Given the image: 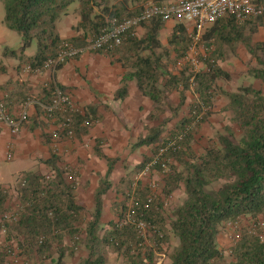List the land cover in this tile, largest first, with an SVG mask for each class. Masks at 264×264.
<instances>
[{"label":"trees","instance_id":"16d2710c","mask_svg":"<svg viewBox=\"0 0 264 264\" xmlns=\"http://www.w3.org/2000/svg\"><path fill=\"white\" fill-rule=\"evenodd\" d=\"M161 1L0 0L3 24L20 39L17 48L4 47L2 57L19 60L30 68L31 74L36 69L43 72L44 63L55 58L62 42L82 51L74 58L78 59L88 41L98 39L109 28L111 19L136 17L147 3ZM74 3L78 4L79 22L75 31L79 35L63 41L56 32V23ZM164 27L160 18L142 22L140 36L132 35L136 32L132 30L119 47L105 54L95 53L112 58L124 70L120 86L113 95L115 101L126 97L127 84L134 81L139 93L155 106L147 117L156 124L146 126V134L137 139L133 149L154 147L157 152L168 140L183 134L174 150L169 149L162 158L167 163V172H162L159 164L152 170L163 177L161 194L164 198L179 188L183 189L185 198L167 214L161 195L154 197L150 188L140 182L132 188L129 177H124L120 181L123 185L114 187V192L129 198L131 204L123 206L118 219L109 221L103 228V198L113 187L110 177L115 159L96 151L97 157L105 161L106 170L93 192V209L87 218L85 208L75 199V180L67 181L66 171L59 166L56 154L51 153L44 161L49 169L47 174L23 172L17 179V220L6 225L5 243L0 245V264H5L11 254L37 257L40 264L55 255L53 264H63L65 255H73L80 246H83L84 256L79 264H105L109 252L120 256L122 264H154L156 255L165 254L163 246L168 245L170 234L177 239V245L165 255L166 264H264L263 91L251 85L231 92L219 89L218 93L227 99L224 109L231 116V125L216 134L213 144L203 154H196L190 147L191 123L197 117L200 119L196 125L208 119L217 81L230 78L219 66L227 59L229 50L240 46L253 57L255 64L248 70L249 75L264 83V41L254 40L260 29L264 31V13L243 22L220 18L206 28L199 42L206 46L207 54L199 56L202 67L194 73L188 62H184L194 35L188 34L185 25L175 23L164 45L160 40ZM32 45H35V53L25 56ZM180 62L184 64L182 68L174 71ZM64 64L55 67V72ZM2 72L4 68L0 63ZM56 88L65 90L54 81L40 85L39 96L31 94L22 82H8L0 90L5 91L3 101L9 111L14 106L34 101L36 116L41 120V117L48 119L42 106L51 104ZM190 88L197 98L189 116L167 130V125L185 104ZM174 92L178 94V104L166 105L168 95ZM167 109L171 117L160 121ZM52 117L55 121L46 120L48 125L69 119L73 136L78 139L87 136L101 118L95 105L73 111L53 110ZM39 120L34 118L35 123ZM163 134H166L164 138ZM42 138L45 145L52 143L51 135L42 134ZM151 158L145 159L135 172L139 173ZM170 158L176 166L171 164ZM216 182L219 183L217 189L208 188ZM8 200V192L0 185V214L8 211ZM127 213L133 221L144 223L143 234L134 223L123 222ZM243 219L247 220L246 225L242 224ZM227 224L236 225L232 234L237 235V239L231 238ZM222 227L231 240L226 239L231 242L226 251L218 240ZM65 238L69 245L64 243Z\"/></svg>","mask_w":264,"mask_h":264},{"label":"rangeland","instance_id":"374dc122","mask_svg":"<svg viewBox=\"0 0 264 264\" xmlns=\"http://www.w3.org/2000/svg\"><path fill=\"white\" fill-rule=\"evenodd\" d=\"M73 6L74 4H72L70 7L72 8ZM173 26L174 23L165 24V27L160 34V40L164 45H166L167 40L172 33ZM187 30L188 34L193 36L191 26H187ZM9 33H11L14 37H17V34L14 32ZM141 33H143V30H141L138 34L141 35ZM254 40L264 41V31L262 29L258 31V34L255 36ZM88 53L97 54L93 51H89ZM206 54V46L199 41L195 42L193 40V44L184 62H188L191 68L190 71H193V73L197 72L202 67L199 56H205ZM254 64L255 59L240 46L234 50H229L227 59L219 63L220 68L227 72L230 78L229 80L217 81V91L213 99L212 114L205 122L201 123L200 125H195L192 128L193 134L190 147L196 154H203L204 151L211 144H213L216 134L220 133L225 126L231 125V116L229 112L224 109L227 104V99L218 93L219 89L231 92L236 90L238 87L251 85L254 88L262 90L264 93V83L253 79L249 75L248 70L254 66ZM183 65V62H180L176 65L174 71L179 70ZM196 98L197 96L193 93L192 89L187 92L185 104L178 111V116L170 121V123L167 125V130L173 128L176 125V122L183 117L189 116L192 105L196 103ZM178 101V94L174 92L168 95L165 103L166 105L175 107L178 104ZM74 105L76 109L81 108L75 103ZM154 107L155 106L152 104L151 108H149V111L144 110L139 111L138 113L127 112L128 121L126 118L118 119L114 116L116 121L107 122L103 128H98V130L96 129L97 132L94 134L98 135L96 138H88L84 136L83 138L78 139L73 136L72 139H61L60 144L68 142V145H60L59 153L55 156L59 159V166L63 167V169L66 171V174L72 175L73 179L75 180V199L78 204H82V206L85 208L84 213L87 218H89V215L92 213L93 209L92 189L98 185L100 178H102L106 170L105 161L97 157L96 151L99 150L102 155L115 159L114 170L110 177L113 187L103 198V212L101 217V225L103 228H106L109 221L118 219L117 214L120 213V210L123 206H130L131 204V200L129 198H126L120 194L116 195L114 192V187L123 185V182L120 181L124 177H129L132 182V188H135L137 186V182H140L142 185L150 188L154 197L157 196L160 198L161 195V200L164 202V208L167 214H170V212L185 198L182 188L177 189L170 197L164 198L161 194L163 177L154 170L149 171L142 177H139V173L135 172L138 167L145 162V159H150L156 154V151L153 150L154 147L133 149V145L137 139L140 136L146 134V126L156 124L155 122H149L147 117L148 114L152 112ZM163 109H165V107H163ZM170 117L171 112L167 109L162 114L160 121L167 120ZM26 121L27 117L23 124H25ZM38 126L42 134L51 135L50 133L54 125H48L46 119L42 117ZM47 126H51V128H48ZM43 128H45L44 130L47 132H44ZM165 136L166 134L163 136V138ZM51 147H49L50 152L47 156H49L51 153H54L52 150L53 148L51 149ZM170 160L171 164L176 166L175 162L173 163L171 158ZM33 168L34 167H31L28 161L18 159L15 156L11 161L0 160V173H2L5 177V184L3 187L9 195V200L7 202L8 211H16L19 207L18 200L15 196L17 179L19 178V175L22 174L19 172ZM218 187L219 183L216 182L212 183L208 188L215 190ZM242 221V224H247L246 219H243ZM169 238L168 245L163 246L165 254L162 252L156 255L154 264H166L165 255H168L177 245V239L172 234H170ZM226 239L231 241L222 227L220 229L218 240L224 251H226L228 246L231 244V242L228 243ZM64 243L67 245L70 244L69 240L66 238L64 239ZM83 251V246H80L78 249H76L73 255H65L62 263L79 264L80 260L84 256ZM55 258L56 256L54 255L53 259ZM52 260H46L44 264H53ZM5 264H40V262L38 261V258L34 256L32 258L10 256L6 260ZM105 264H122V259L120 256L109 252L106 256Z\"/></svg>","mask_w":264,"mask_h":264},{"label":"crops","instance_id":"0c3cea01","mask_svg":"<svg viewBox=\"0 0 264 264\" xmlns=\"http://www.w3.org/2000/svg\"><path fill=\"white\" fill-rule=\"evenodd\" d=\"M78 22V4L74 3V6L72 8L69 7L67 13L61 16L56 23V32L60 39L65 41L78 36L79 32L75 31ZM3 25V8L0 2V63L4 68V72L0 73V87H3L8 82H22L30 89L31 94L39 96V86L54 81L65 89L64 91L69 94L72 102L77 106L95 105L101 118L99 123L85 137L96 138L98 136L94 135L97 132L96 129L103 128L107 122L116 121V117L118 119L126 118L128 121L127 112L138 113L144 110L149 111V108H151V101L139 93L134 81L127 84V95L123 100L115 101L113 99L114 93L120 86L124 70L119 63L108 56L90 54L84 51L78 59L67 61L55 73H51L48 70H44L39 74L26 72L24 63L14 58L2 57L3 47L17 48L20 43L19 37L17 35V37H14L9 33L12 31H9L5 25L3 27ZM141 30L138 27L135 34L140 36L138 33ZM34 53L35 45H32L25 51V56L30 57ZM4 99H6L5 91L0 90V101ZM34 104L36 102L29 101L24 105L27 109V121L19 128L17 134L11 135L8 129L0 124V160H5V153L9 150L12 152L13 158L15 156L18 159L28 161L31 167H34V170H22L19 173L47 174L49 169L44 164V161L50 157V155H47L51 146L43 143L42 133L38 126L41 120L36 116ZM24 106L11 108L10 113L13 118L20 114ZM34 118L39 120V122L35 123ZM48 128H51V126H48ZM44 129L43 131L47 132ZM60 145L67 146L68 142ZM4 179V175L0 173L1 187L5 184ZM96 187L92 189V195Z\"/></svg>","mask_w":264,"mask_h":264},{"label":"built area","instance_id":"2783aa9c","mask_svg":"<svg viewBox=\"0 0 264 264\" xmlns=\"http://www.w3.org/2000/svg\"><path fill=\"white\" fill-rule=\"evenodd\" d=\"M262 13H264V0H163L160 3L149 2L136 17L120 20L117 18L111 19L109 28L104 30L98 39L88 41V45L84 51H101L103 54L108 53L119 47L127 35L132 30L136 31L142 22L153 18H160L165 24L177 23L183 24L186 27L191 26L194 35L193 40L196 42L199 41L201 33L220 18H232L237 22H243L251 17H257ZM131 34L134 35L135 32ZM81 52V50L73 48L69 43L62 42L55 58L47 60L43 65V69L55 73V67L69 60H73L76 55ZM24 70L29 73L30 68L25 66ZM39 73L41 72L38 69L33 72V74ZM192 87L191 85V88ZM22 109L20 114L13 118L5 102L0 101V124L4 125L11 135L17 134L19 128L26 120L27 109L25 106ZM42 109L52 123L55 121L52 117L53 110L59 112L76 110L69 94L57 88L55 89V95L51 104L47 107L42 106ZM48 119L46 120L48 121ZM199 119L200 118L197 117L191 123L190 127L195 126ZM50 134L53 152L54 154H58L61 139H72L73 137L69 119H65L60 124L54 125ZM175 137L176 138L172 140H168L166 144L158 149L155 156L143 166L139 172V177L146 175L149 171H153L152 169L156 164L160 165L162 172H167V163L164 159L162 160V158L165 157L164 154L169 149L174 150L175 143L182 140L183 134H179ZM12 159V152L8 150L5 153V160L11 161ZM65 178L70 183L74 181L72 175L66 174ZM15 212L16 211H4L0 214V245L5 243L4 234L6 225L13 224L17 220ZM123 222L134 223L138 232L141 234L146 230L143 222H135L131 219L130 213L125 214ZM227 226L229 227L231 238L237 239L238 236L234 235V233L232 234V231L236 229V225L227 224ZM7 252H9V250H7ZM10 256H14V254Z\"/></svg>","mask_w":264,"mask_h":264}]
</instances>
